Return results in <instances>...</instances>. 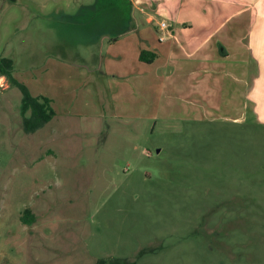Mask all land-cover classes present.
Here are the masks:
<instances>
[{
	"label": "rangeland",
	"instance_id": "obj_1",
	"mask_svg": "<svg viewBox=\"0 0 264 264\" xmlns=\"http://www.w3.org/2000/svg\"><path fill=\"white\" fill-rule=\"evenodd\" d=\"M133 12L1 0L0 56L14 48L12 76L54 117L26 134L0 77V264H264V123L242 108L244 81L197 86L198 63L158 45L169 15L140 24L152 63L137 59L140 25L109 46Z\"/></svg>",
	"mask_w": 264,
	"mask_h": 264
},
{
	"label": "crops",
	"instance_id": "obj_2",
	"mask_svg": "<svg viewBox=\"0 0 264 264\" xmlns=\"http://www.w3.org/2000/svg\"><path fill=\"white\" fill-rule=\"evenodd\" d=\"M130 2L131 13L134 14L135 11L139 23L128 28L118 27L116 37L107 40L109 46L119 43L126 36L129 37L127 34L140 24L151 23L154 15H169L172 20L171 27L164 22L159 23L165 24L164 28L159 25V47L170 45L172 48H169V55H174V51L178 50L186 58H193L198 63L200 78L197 86L205 80L220 81L222 77L229 76L234 83L232 92H235L236 84L244 81L246 91L240 93L243 99L242 108L253 111L256 119L264 123V0ZM138 31L139 34L135 35L134 40L138 52L154 53L156 46H150L149 43L146 49L140 46V42H149L151 39L149 28H141L140 25ZM13 52L14 48H11L9 55L0 57L12 60ZM232 61L240 62L245 72L236 75L230 70L226 64ZM210 93L211 90L207 87V95ZM216 102L214 100L209 104L216 108Z\"/></svg>",
	"mask_w": 264,
	"mask_h": 264
},
{
	"label": "trees",
	"instance_id": "obj_3",
	"mask_svg": "<svg viewBox=\"0 0 264 264\" xmlns=\"http://www.w3.org/2000/svg\"><path fill=\"white\" fill-rule=\"evenodd\" d=\"M126 2L130 10H132V4L130 0H126ZM155 58L156 55L149 51H140L138 54V60L147 64L152 63ZM12 70L13 61L9 58L0 57V77L6 78L10 86L16 87L20 91V115L22 118V128L26 134H31L49 123L54 117V113L50 107V100L44 97L31 96L25 85L18 82L12 76ZM26 113H29V115L26 116ZM33 221L34 216L29 210H25L21 217V222L24 225H31ZM96 264H105V262L99 260Z\"/></svg>",
	"mask_w": 264,
	"mask_h": 264
},
{
	"label": "built area",
	"instance_id": "obj_4",
	"mask_svg": "<svg viewBox=\"0 0 264 264\" xmlns=\"http://www.w3.org/2000/svg\"><path fill=\"white\" fill-rule=\"evenodd\" d=\"M160 27H161V28H164V27H165V24H164V23H161V24H160Z\"/></svg>",
	"mask_w": 264,
	"mask_h": 264
}]
</instances>
